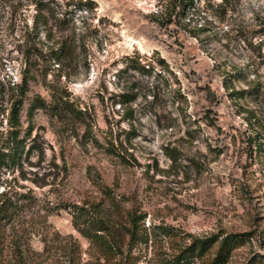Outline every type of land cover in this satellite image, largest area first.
<instances>
[{
  "label": "rangeland",
  "instance_id": "rangeland-1",
  "mask_svg": "<svg viewBox=\"0 0 264 264\" xmlns=\"http://www.w3.org/2000/svg\"><path fill=\"white\" fill-rule=\"evenodd\" d=\"M185 1L0 0V139L23 71V130L44 102L1 177L28 199L0 264H104L74 206L120 231L142 218L137 264L227 235L244 239L227 264H264V0Z\"/></svg>",
  "mask_w": 264,
  "mask_h": 264
},
{
  "label": "trees",
  "instance_id": "trees-1",
  "mask_svg": "<svg viewBox=\"0 0 264 264\" xmlns=\"http://www.w3.org/2000/svg\"><path fill=\"white\" fill-rule=\"evenodd\" d=\"M193 0L185 2L192 4ZM42 3L37 4V12L33 24L36 25ZM31 75L29 71H23L20 82L11 83V106L6 118V132L0 139V187L1 177L6 173H14L22 170L23 165L28 162L34 146H27L32 129L33 113L44 108V102L40 97H36L27 110V127L23 130L21 123V111L28 91ZM79 112V111H78ZM264 140V136L262 138ZM3 190L0 193V235L11 223L14 215L20 209L19 202H26L27 196L9 195ZM72 222L76 231L94 244L99 254L104 259V264H137L139 256L133 253V248L138 243H143V235L138 228L142 221L140 217L131 216L129 227H124L120 231L112 223L104 219H96L91 212L84 207L74 206L70 211ZM83 225V228H80ZM122 227V226H120ZM127 238V241L125 240ZM242 235H227L222 238L213 236L211 238L194 239L181 249L167 264H190L195 258L202 259L212 247H217L214 257L207 264H227L231 252L243 243Z\"/></svg>",
  "mask_w": 264,
  "mask_h": 264
}]
</instances>
